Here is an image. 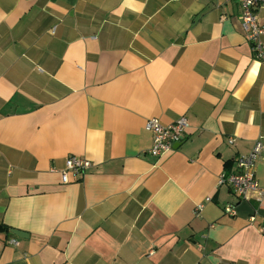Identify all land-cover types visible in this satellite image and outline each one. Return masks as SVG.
Listing matches in <instances>:
<instances>
[{"label": "crops", "instance_id": "1", "mask_svg": "<svg viewBox=\"0 0 264 264\" xmlns=\"http://www.w3.org/2000/svg\"><path fill=\"white\" fill-rule=\"evenodd\" d=\"M241 13L235 0H0V225L28 234L0 228V264H264V197L217 183L260 139L264 188V61ZM181 116V145L149 153L146 120ZM69 155L92 166L64 183Z\"/></svg>", "mask_w": 264, "mask_h": 264}, {"label": "built area", "instance_id": "2", "mask_svg": "<svg viewBox=\"0 0 264 264\" xmlns=\"http://www.w3.org/2000/svg\"><path fill=\"white\" fill-rule=\"evenodd\" d=\"M242 9L240 16L242 27L245 30L248 40L251 43L252 51L259 60L264 61V24L259 18L260 9L264 6V0H235ZM188 126L186 116H181L177 120L164 124L158 118H149L145 122V129L153 136L149 153L160 156L175 148V145L183 140L184 132ZM234 141L229 137V142ZM263 150V142L258 139L246 154H239L234 158V166L229 172H222L218 176V185L227 186L239 200L254 197L258 202H263L264 188L259 184L256 177L257 161ZM65 168L61 171L62 181H70V172L81 173L92 166V162L86 158L76 155L66 157ZM254 194V195H252ZM207 198L206 200H209ZM204 208V203H199L196 207L197 214ZM225 213L234 214L235 205L227 204L224 207ZM254 217L251 218V220ZM259 231L264 234V221L258 226ZM11 244H17L15 237L9 240ZM233 264V263H230Z\"/></svg>", "mask_w": 264, "mask_h": 264}, {"label": "water", "instance_id": "3", "mask_svg": "<svg viewBox=\"0 0 264 264\" xmlns=\"http://www.w3.org/2000/svg\"><path fill=\"white\" fill-rule=\"evenodd\" d=\"M180 145H181V143H178V144L175 145V147H178ZM12 232L15 235L19 236V237H28V234L27 233H25V232H23L21 230H18V229H13Z\"/></svg>", "mask_w": 264, "mask_h": 264}, {"label": "trees", "instance_id": "4", "mask_svg": "<svg viewBox=\"0 0 264 264\" xmlns=\"http://www.w3.org/2000/svg\"><path fill=\"white\" fill-rule=\"evenodd\" d=\"M0 228L3 229V230H6V232H9L11 235L15 236V234L11 232V229L9 228V226H7V225H4V226L0 225Z\"/></svg>", "mask_w": 264, "mask_h": 264}]
</instances>
